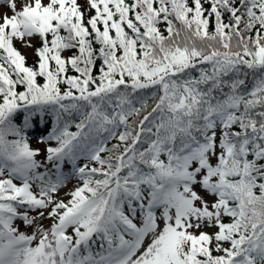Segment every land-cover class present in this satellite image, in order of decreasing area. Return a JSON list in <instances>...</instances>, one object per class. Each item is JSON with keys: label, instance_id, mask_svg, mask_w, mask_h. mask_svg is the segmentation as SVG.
<instances>
[{"label": "snow or ice", "instance_id": "1", "mask_svg": "<svg viewBox=\"0 0 264 264\" xmlns=\"http://www.w3.org/2000/svg\"><path fill=\"white\" fill-rule=\"evenodd\" d=\"M3 7L0 264H264V0Z\"/></svg>", "mask_w": 264, "mask_h": 264}, {"label": "trees", "instance_id": "2", "mask_svg": "<svg viewBox=\"0 0 264 264\" xmlns=\"http://www.w3.org/2000/svg\"><path fill=\"white\" fill-rule=\"evenodd\" d=\"M17 47H18V45H17ZM32 62H33L32 56H28V63L31 64ZM148 102H149V104L152 103V101L150 99H149ZM17 122H19V121H17ZM70 130L75 131V127H73ZM38 134H39V132H34V133L31 134L30 143H31L32 147H37V141L35 139V136L38 135ZM111 143H115V141H112ZM111 143L109 144V147L111 146ZM75 184H76V181L73 180L71 187L67 191L71 190L75 186ZM65 199H67V197H65Z\"/></svg>", "mask_w": 264, "mask_h": 264}, {"label": "rangeland", "instance_id": "3", "mask_svg": "<svg viewBox=\"0 0 264 264\" xmlns=\"http://www.w3.org/2000/svg\"><path fill=\"white\" fill-rule=\"evenodd\" d=\"M0 11H7V9H6V7H3V8H0ZM7 14H8V15H11V12L9 11ZM17 45H18V47H20L19 43H17ZM21 51L23 52L24 49L21 48ZM25 54L28 55V56H31L30 53H25ZM37 147H42V146L37 144ZM37 159H43V155H41V156L38 157ZM66 170H67V168H66ZM72 182H73V180L70 181V182L68 183V185H67V187H66L65 189L62 190V192H61V195H62V196H64V193H66L67 190L71 187ZM17 183H18V182H17ZM16 223L19 224L20 222L17 221ZM46 223H50V221H49V222H46ZM21 231H28V232H30L31 230H30V229H25L23 226H21Z\"/></svg>", "mask_w": 264, "mask_h": 264}]
</instances>
